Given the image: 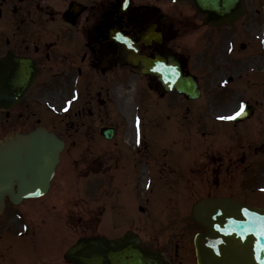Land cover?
Listing matches in <instances>:
<instances>
[{"label":"flooded vegetation","instance_id":"flooded-vegetation-1","mask_svg":"<svg viewBox=\"0 0 264 264\" xmlns=\"http://www.w3.org/2000/svg\"><path fill=\"white\" fill-rule=\"evenodd\" d=\"M25 1L0 0V5L8 8L11 4L13 13L20 15ZM34 1L35 21L36 13L38 16H49L52 23L48 28L37 21L35 24L18 23L11 26L14 29L11 35H4L0 41V55L11 51L28 57L34 61L37 70L25 97L9 109L0 110V133L28 131L36 126L53 131L64 142L60 160L65 171H69L71 160L78 159L90 160V165H97L100 176L109 172L114 174L121 169V173L127 174L132 171V166L138 165L144 171L165 173L167 170L168 174H184V166L176 155L169 157L176 166L168 164L169 158H165L169 150L170 116L174 117L172 125L177 127V139L181 142L185 139V127L199 135L212 134L216 123L222 122H216L211 111L228 104L232 95L248 94L249 91L252 96L258 94L257 79L249 86V74L261 76L262 94L264 76L259 72L260 66H252V73L248 72L249 63H254L257 58L262 65L260 58H263L254 38L248 36L251 24H223L217 27L198 24V14L194 9H180L168 0H128L123 9L120 0H62L66 5L78 1V9L83 5V10L74 21L66 22L61 17L65 8L44 3L45 0ZM25 14L29 16L30 12ZM104 16L109 17L111 22L107 27L102 22ZM22 20L24 17L20 16ZM116 29L134 40L143 33L151 32L148 44L138 43L140 53L149 58L157 54L164 58L169 55L177 58L183 74L192 75L198 82L200 96L186 99L174 91L166 92L155 76L143 75L137 66L128 65L123 58L121 44L107 33ZM231 45L233 49L229 53ZM124 68L127 72H123ZM137 78L147 87V135L145 132L139 147L133 148L130 142H125L127 138L134 140V136L130 130L127 131L131 128L130 121L125 125L121 121L120 109L126 115L134 110L131 107L133 98L126 90L122 92V88ZM153 91L162 100L155 108L152 104ZM44 100H48L50 111L42 105ZM254 105L257 106L256 103ZM63 106L68 111L57 114ZM153 123L159 134L152 138ZM103 127L113 128L111 137L101 133ZM121 127L125 128L123 132ZM200 142H196L198 146ZM207 147L200 153L201 161H194L188 173L217 175L228 171L229 150L226 148L221 154L216 152L215 147ZM126 200L134 202L130 197ZM23 202L14 205L8 196L4 198L0 239L5 242L9 236H16L22 244L23 256L36 258V247L25 248L24 231L20 226L25 222L20 215L23 214ZM144 202H148L147 197ZM138 208L144 211L142 204ZM27 223L29 230L36 233L32 223ZM28 240L34 241L32 234ZM31 242L27 243L30 245ZM3 258L6 256L0 251V260ZM33 261L36 263V259Z\"/></svg>","mask_w":264,"mask_h":264},{"label":"rangeland","instance_id":"rangeland-1","mask_svg":"<svg viewBox=\"0 0 264 264\" xmlns=\"http://www.w3.org/2000/svg\"><path fill=\"white\" fill-rule=\"evenodd\" d=\"M49 1L56 2L57 4L61 3L60 0ZM246 6L249 7L250 10L242 19L241 23L248 24L251 22V19H257V22L261 23V13H258L259 17L253 13V9H260V1L248 0ZM9 16V12L1 15L0 24L6 23L8 18H10ZM43 23H46V21H43ZM249 33H251V30H249ZM262 63L264 64V57ZM249 65L260 66L257 58L254 63H249ZM262 67L264 70V65ZM254 79H257L256 89L258 90L260 88L261 76H252V74H249V86H251ZM248 97L251 100H260L259 103L263 104V106L258 107L255 113L240 125L228 127L226 130H223L221 134H219L220 131L218 130L215 135H211L210 139L202 140L196 151H194V146H192L191 148L184 149L186 151H184V153L173 154V147L178 148L179 152L181 146L183 147L184 141L179 143L174 135L168 137L169 155L171 157L176 155L178 160L187 169L193 167L194 161H201L200 153L204 149H207V146L215 147L216 152L219 153L225 151L227 147L231 153L232 147V149H237L239 153L244 145H248L246 146L247 156L245 157V162L240 161L239 157L230 156V158H232L230 171H225L224 174L220 173L216 176L208 175V173H196L193 171L191 173L185 171L183 175L178 176H168L167 174L160 173L154 174L152 177L154 179L152 181L153 190L150 192L152 196L151 200L148 201L144 212L139 213L138 209L135 208L133 210L134 217L130 219H127V212L125 211L126 204L124 202L120 203L116 200V197L120 193H118V186L116 184L113 185V180H119L121 184L122 177L114 179L113 177H110L107 194L110 189L111 193L107 195L106 198L113 196L115 201L112 202L113 204H109L110 202H108L103 206L100 204L102 202L98 190L90 191V188H98V183L96 184L98 173L95 175H89L92 171L86 169L76 175V173H73L72 171L70 176L73 182L74 194L72 198L73 202H71L70 206L71 209H69L70 213H68L62 220L58 218L55 226L54 222L52 223L51 230L47 234V245L44 249L36 250V258L42 257L44 259L45 255H43V253L54 251L55 254H53V257L48 259L50 264H62L61 252L79 236L87 235L88 233H105L108 236H115L121 233L124 229L131 227L139 233L143 242L161 247L172 259L173 264H194L191 239L193 233L199 230V227L195 224L189 223L187 220H183L182 218H178L175 222L170 221L171 216L175 215V213L186 215L191 203L206 193H232L234 196H237L240 200L248 204L264 206V194L260 193L261 187L264 184V156L256 152V149L253 150V147L260 143L264 138V99L262 100L261 96L258 94ZM155 99L162 102L161 97L159 96L155 95ZM239 101H245V98L242 96L233 97L230 99L228 105L232 103L234 104L229 108L226 107L221 112H223V114L230 112L236 107V103ZM132 115L133 114L130 111L128 114L130 121ZM138 118L137 115V119ZM144 119H146L145 116ZM128 130H130L131 134L132 128H127V131ZM153 130L154 129L150 132L151 135L153 134ZM189 135L191 136V133H189ZM72 164L73 170L77 168V166H82L83 161L73 159ZM168 164L176 166L171 158H169ZM132 172L133 175L130 178H127V180L122 183V186H127L135 199L139 194L134 190V182L139 181V175H142L143 172L141 170H138V173L136 170ZM70 176L66 175L63 177L59 174V176L54 179L50 195L52 193H57L58 190L61 189L59 187V185L61 186L60 181L62 184H66ZM143 181L144 179L142 175L140 183H143ZM82 184H85L86 186L81 187ZM89 184H95V187L89 188ZM101 187L102 186L100 185V188ZM101 199H103V197H101ZM44 200L47 202L48 198H45ZM28 202L32 201H25L24 205H29L30 203ZM134 205H136V201H134ZM29 208L30 207H25L26 210ZM65 208L68 210V207L65 206ZM114 209L115 212L118 210L122 211L119 220H113L112 218L109 219L111 213L114 212ZM57 210L64 211L63 208ZM46 211L53 212V209L46 208ZM27 212L25 215L28 214ZM114 215H117V213H114ZM19 250L24 252L22 249ZM13 254L17 255L19 254V251H14Z\"/></svg>","mask_w":264,"mask_h":264},{"label":"water","instance_id":"water-1","mask_svg":"<svg viewBox=\"0 0 264 264\" xmlns=\"http://www.w3.org/2000/svg\"><path fill=\"white\" fill-rule=\"evenodd\" d=\"M193 1L213 24L230 22L242 12L240 0ZM262 8L264 11V1ZM147 62L146 59L142 61L144 72L147 71ZM152 71L159 74L166 87L179 89L182 82L188 89L185 93L193 94L191 89L195 88V84L189 78L180 77L175 66H164L161 70L153 68ZM28 76L26 73L24 79L21 74L18 75L24 82ZM22 86L19 84L17 88L21 91ZM18 96L20 94H10L7 98L11 101ZM1 98L2 95L0 101ZM247 113L250 111L247 110ZM260 150L264 152V145ZM55 161L53 159L49 165V173ZM5 167L4 164L0 165V195L3 191H7L11 197L18 194L30 197L42 193L36 188L37 178L41 176V165L29 163L28 160L25 162L30 178L19 179L18 194L14 193L11 180L6 181L8 175L2 177V168ZM190 219L204 229L194 237L197 264H264V208L242 204L230 197H206L193 205ZM65 258L74 264H169L159 250L142 247L137 235L131 230L113 239L81 237L67 249Z\"/></svg>","mask_w":264,"mask_h":264},{"label":"snow or ice","instance_id":"snow-or-ice-1","mask_svg":"<svg viewBox=\"0 0 264 264\" xmlns=\"http://www.w3.org/2000/svg\"><path fill=\"white\" fill-rule=\"evenodd\" d=\"M69 103H71V101H69ZM65 111H68L67 108L64 109ZM243 108L241 107L240 112H237L236 115L239 116L242 114ZM221 119H233L234 117H220ZM262 191H264V189H262Z\"/></svg>","mask_w":264,"mask_h":264}]
</instances>
